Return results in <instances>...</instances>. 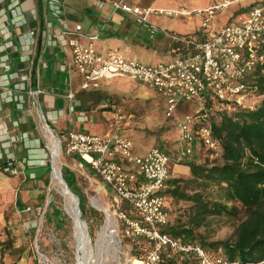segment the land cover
<instances>
[{"label":"crops","instance_id":"1","mask_svg":"<svg viewBox=\"0 0 264 264\" xmlns=\"http://www.w3.org/2000/svg\"><path fill=\"white\" fill-rule=\"evenodd\" d=\"M112 1L0 0V211L11 214L12 222H20L15 231L3 233L0 240L9 237L13 244L23 242L29 237L26 232L32 230L31 210L25 212L31 208L28 201L31 197L28 202L23 201L24 194L20 195L22 199L18 197L16 181L30 187L29 179L36 178L33 171L29 172L31 166L47 164L51 171L50 138L45 127L63 152L64 137L69 130L127 137L137 155L160 146L171 160L170 176L188 175V167L176 160V122L179 120L155 124L151 119L148 121L147 113L142 110L153 100L149 94V90L154 91L152 88L124 76L101 79L81 89L79 74L67 68L72 52L67 44L69 36L60 34V30L74 31L77 25L80 30L75 36L81 43L92 41L101 54L116 48L124 58L148 65L169 62L193 50L191 45L179 43L160 31L149 33L147 25L137 22L132 14L113 11ZM123 1L131 6L181 11L215 6L189 7L185 0ZM225 1L230 3L221 9L234 2H222ZM263 2L249 0L239 6L234 15L239 20L252 5ZM148 19L166 32H176L197 43L206 40L211 32L238 21L216 28L211 23L213 18L203 27V16L194 13L166 16L154 12ZM93 35L98 36L92 39ZM117 79L124 80V86L108 87ZM70 92H74L72 99L68 98ZM184 104H189L191 115L202 107L194 102ZM117 110L123 115L122 119L115 118ZM73 158L80 168L92 170L79 155ZM6 166L11 171L4 170ZM102 188L112 199L114 194L104 182Z\"/></svg>","mask_w":264,"mask_h":264},{"label":"built area","instance_id":"2","mask_svg":"<svg viewBox=\"0 0 264 264\" xmlns=\"http://www.w3.org/2000/svg\"><path fill=\"white\" fill-rule=\"evenodd\" d=\"M111 3L113 11L123 10L132 14L137 22L145 23L149 33L160 31L179 43L191 45L193 50L179 54L169 62L148 65L124 58L116 48L101 54L95 50L92 41L85 44L77 39L75 35L80 25L74 31L65 28L60 34L69 36L67 44L72 52L67 68L79 74V87L87 89L101 79L126 76L146 84L164 97L166 117H172L181 104L197 103L202 107L196 114L176 122V160L190 157L200 148H207L217 156L218 143L212 128L202 123L206 116V112L201 111L203 100L209 95L221 103L231 101L253 106L245 101L256 95L250 86L253 77L264 74V2L252 5L234 24L211 32L202 43L158 28L149 21L148 15L154 12L166 16L194 13L203 16L202 26L206 27L214 13L230 2L193 11L131 6L123 0ZM73 96L74 92L68 94L69 99ZM115 118H123L120 110L115 112ZM63 148L66 154L79 155L113 192L111 205L119 222L117 229L123 237L142 240L147 245L144 258H140L142 264H162L163 251L175 256L178 262L195 257L198 264H238L208 254L197 242L183 243L163 231L170 220L162 191L171 177V160L162 147L154 146L137 155L127 137L69 130ZM3 169L11 171L9 166Z\"/></svg>","mask_w":264,"mask_h":264},{"label":"trees","instance_id":"3","mask_svg":"<svg viewBox=\"0 0 264 264\" xmlns=\"http://www.w3.org/2000/svg\"><path fill=\"white\" fill-rule=\"evenodd\" d=\"M250 86L261 97L252 107L221 103L205 95L202 123L212 128L218 155L200 148L180 159L179 163L188 167V175H171L162 194L164 199L185 202L187 207L182 212L184 219L169 220L163 231L183 243L197 242L206 252L220 250L229 262L264 264V74L253 77ZM63 178L70 186L68 170ZM239 206L246 214L230 239L206 241L198 232L209 216L235 217ZM79 208L84 210L81 203ZM161 256L162 264H198L195 257L178 262L168 251Z\"/></svg>","mask_w":264,"mask_h":264},{"label":"rangeland","instance_id":"4","mask_svg":"<svg viewBox=\"0 0 264 264\" xmlns=\"http://www.w3.org/2000/svg\"><path fill=\"white\" fill-rule=\"evenodd\" d=\"M185 1L189 7H194L203 4L217 5V3L224 0ZM229 1H234L235 3L233 2L229 7L217 10L214 13L211 23L216 28L237 21L238 16L234 15V12L239 6L241 7L242 4L247 3L249 0H241L239 2H236L237 0ZM189 22L194 23L197 21ZM124 83V80L117 79L112 81V84L108 85V87L124 86ZM106 88L103 89L107 90ZM149 94L153 100L147 105L146 109H142L147 113L145 117H147L148 121L151 119L155 124H170L171 121L181 120L184 116H189L191 113L189 104H182L176 107L172 117H166L164 113L165 99L152 90H149ZM260 99V96L252 95L245 102L246 104H254ZM47 150L48 155H50L48 146ZM55 162L60 168L62 179H64L63 172L68 170L72 180L69 182L70 186L67 181L66 183L70 190L78 197L79 204L81 203L84 209V212L82 211L81 213V218L86 223L90 238V240L87 239L83 232L88 247L95 243L94 241L97 239L98 233L102 231L101 228L105 225L107 218L105 210L112 215L110 218L113 220V224L104 229L105 236L101 240L103 247L102 264H129V262H134L135 259L140 260V258H144L145 247H147L144 241H132L130 238L123 237L120 230L117 229L116 224H114L118 221L116 215L113 213L114 207L111 205V196L110 194H104L101 178L86 167L80 168L73 155L66 154L62 150ZM30 171H33L36 177L35 179H29L30 187L27 184L25 185V183L15 181L17 182V191H19L18 197L22 199L20 195L24 194L23 201H27L31 197L28 200L31 203V208L25 212L31 210L32 230L26 232L29 237L23 242H15L13 244L9 237H4L3 240H0V264H76L77 260L75 256L76 258L78 256L80 263H83L84 252L82 243L79 242V239L78 243L77 241L75 242L77 230L73 225L71 215L66 210L67 207L65 208L66 198L61 194V186L58 182L52 180V176L50 177L51 171L47 164L31 166L29 167ZM47 176L49 177L48 180ZM26 194L27 196H25ZM47 204L51 205L48 206ZM164 206L169 208L168 213L171 222H174L178 218L177 216H180L179 219H184L182 212L184 207H187L185 202H174L167 198L164 199ZM245 214V209L239 206L238 215L235 217L226 215L209 216L204 220V224L197 228L198 232H200L206 241L230 239L234 229L240 223V220L245 217ZM10 215L9 213L5 214L0 211V237L7 231H15V227L20 223L19 221L12 222ZM220 252V250H209L208 254L222 256Z\"/></svg>","mask_w":264,"mask_h":264},{"label":"bare ground","instance_id":"5","mask_svg":"<svg viewBox=\"0 0 264 264\" xmlns=\"http://www.w3.org/2000/svg\"><path fill=\"white\" fill-rule=\"evenodd\" d=\"M45 128L46 129H44V131L48 132V135H49V138H50L49 148L51 150L52 164H53L52 180L54 182H58V184L60 185V180H59V178H60V168L56 164L55 160L60 155L61 149L59 148L55 137L52 136V134L49 131V129L47 127H45ZM62 196H65L66 199L69 198V196L65 193L64 190L62 191ZM105 212L107 213V218H106L105 225H103L104 227L101 228L102 231H100L98 233V235H97L98 237L94 241L95 243H93L90 247H88V243L86 242V240L84 238L83 232L85 233L87 239L90 240L89 235L86 233L85 227L83 226V224L79 223L77 220L75 221V227H76V230H77L75 242L77 241V243H78V239H79V242L82 243V248H83V252H84V261H83V263H80V259L78 258V256H77V258L75 256V259L77 260L76 264H102L103 263V258H102V256H103V254H102L103 247H102L101 240L105 236L104 229L106 227H108V226L113 224V220H111V218H110V216H112V215H110V213H108L107 210H105ZM111 214H113V213H111ZM114 224H116V222ZM87 232H88V230H87ZM133 264H142V262L139 259H135Z\"/></svg>","mask_w":264,"mask_h":264},{"label":"water","instance_id":"6","mask_svg":"<svg viewBox=\"0 0 264 264\" xmlns=\"http://www.w3.org/2000/svg\"><path fill=\"white\" fill-rule=\"evenodd\" d=\"M50 164H51V176H52L53 175L52 155H51ZM59 180L61 185V194L62 191L64 190L65 193L69 196V198L65 200V208L68 207V209L66 208V210L72 217L74 227H75V221L77 220L79 223L83 224V226L86 229V233L88 234L86 223L84 219L81 218L82 211L79 208L78 197L70 190L69 186L66 183V180L62 179L61 172H60Z\"/></svg>","mask_w":264,"mask_h":264}]
</instances>
